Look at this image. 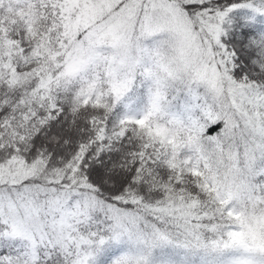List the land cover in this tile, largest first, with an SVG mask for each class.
I'll return each mask as SVG.
<instances>
[{
	"label": "snow or ice",
	"instance_id": "obj_1",
	"mask_svg": "<svg viewBox=\"0 0 264 264\" xmlns=\"http://www.w3.org/2000/svg\"><path fill=\"white\" fill-rule=\"evenodd\" d=\"M0 264H264V0H0Z\"/></svg>",
	"mask_w": 264,
	"mask_h": 264
}]
</instances>
